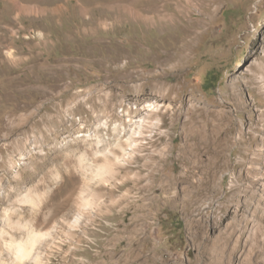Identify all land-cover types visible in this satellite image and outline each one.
Segmentation results:
<instances>
[{"label": "rangeland", "instance_id": "1", "mask_svg": "<svg viewBox=\"0 0 264 264\" xmlns=\"http://www.w3.org/2000/svg\"><path fill=\"white\" fill-rule=\"evenodd\" d=\"M165 1L0 0V264H264V0Z\"/></svg>", "mask_w": 264, "mask_h": 264}, {"label": "bare ground", "instance_id": "2", "mask_svg": "<svg viewBox=\"0 0 264 264\" xmlns=\"http://www.w3.org/2000/svg\"><path fill=\"white\" fill-rule=\"evenodd\" d=\"M159 1V0H157ZM174 1L175 2V5L178 6L181 2V0H168V1H165V3L163 4V9L164 11L166 10V8L168 6H171L172 5V2ZM200 1V0H198ZM203 3H207L206 5V8L209 7L210 5H214V4H217L220 2V0H202ZM186 3V2H185ZM178 8V7H177ZM168 9V8H167ZM179 10V9H177ZM143 12V11H142ZM166 19V18H165ZM159 107L158 105H155L154 103L152 104H148L147 107H146V111L148 113H156V111H158ZM145 118L146 117H141L139 120H136L134 122V130H132V134L131 135H134L137 137V139H135L136 141V144L135 146L136 147H139L140 143L143 142L144 138L146 136H144V126H145ZM140 148V147H139ZM115 161H117L115 159ZM104 166H107V165H104ZM108 169V168H107ZM98 170H100L98 168ZM83 205V204H82ZM90 205V202L89 201H85L84 202V206L85 207H89ZM83 206V207H84ZM82 217L81 215H77L75 218H74V221H73V224L72 226L73 227H76L77 224L81 221ZM46 234H41V233H34V232H31L29 234V237L28 239L23 242V243H17L15 244V258L18 262H22L26 259H28L32 252H33V249L34 247L36 246V244L45 236Z\"/></svg>", "mask_w": 264, "mask_h": 264}]
</instances>
